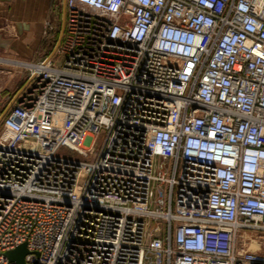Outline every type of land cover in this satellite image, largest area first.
I'll use <instances>...</instances> for the list:
<instances>
[{
    "label": "built area",
    "instance_id": "obj_1",
    "mask_svg": "<svg viewBox=\"0 0 264 264\" xmlns=\"http://www.w3.org/2000/svg\"><path fill=\"white\" fill-rule=\"evenodd\" d=\"M57 53L2 119L0 264H264V0H65Z\"/></svg>",
    "mask_w": 264,
    "mask_h": 264
},
{
    "label": "rangeland",
    "instance_id": "obj_2",
    "mask_svg": "<svg viewBox=\"0 0 264 264\" xmlns=\"http://www.w3.org/2000/svg\"><path fill=\"white\" fill-rule=\"evenodd\" d=\"M62 15L63 0H51L50 9L46 18L42 22V27L46 22H48L50 26H52V29L50 31L48 30L46 34H44L42 28L38 52L33 58L31 57V54L28 50L24 51L25 53H16L15 51L8 48H0V117L4 114L7 108L9 110L13 106L16 96L21 90L26 88V85L29 81L31 68L15 65V63H26L32 66L42 61L53 52V49L55 48L60 38L62 30ZM7 23L12 22H7V20L0 21V28H3ZM11 28L14 34L10 36L7 35V33H5L4 31H0L4 39L5 36H9L10 38L17 36L15 35L16 32L14 25L11 24ZM52 59L56 61L57 65L62 64V58L59 57L57 51L53 54ZM1 131L2 119L0 120V133ZM98 138L100 140L99 143H101L103 136L100 135ZM24 145L32 146L37 150H44L50 147L47 142L40 139H35V141H33L32 143L25 142ZM56 155L74 156L75 154L68 152L64 148H61L60 150H58ZM90 157L91 156H88L87 159H89ZM262 250L264 251V243L262 244Z\"/></svg>",
    "mask_w": 264,
    "mask_h": 264
},
{
    "label": "crops",
    "instance_id": "obj_3",
    "mask_svg": "<svg viewBox=\"0 0 264 264\" xmlns=\"http://www.w3.org/2000/svg\"><path fill=\"white\" fill-rule=\"evenodd\" d=\"M50 5L51 0H0V21L12 22L0 28V31H4L9 36L13 35L12 24L17 35L11 38L5 36L4 39L0 32V48H8L16 53H25L24 51L28 50L33 58L38 52L42 22L49 12ZM15 65L28 64L15 63Z\"/></svg>",
    "mask_w": 264,
    "mask_h": 264
},
{
    "label": "water",
    "instance_id": "obj_4",
    "mask_svg": "<svg viewBox=\"0 0 264 264\" xmlns=\"http://www.w3.org/2000/svg\"><path fill=\"white\" fill-rule=\"evenodd\" d=\"M64 25H65V0H63L62 30H61L60 38H59L55 48L53 49V52L47 57V60L52 58L53 54L57 51V49L59 47V44L61 42V39H62L63 33H64ZM7 111H8V108L4 112V114L1 115L0 120L3 119V117L5 116ZM30 253L31 252L27 249L26 243H24V244L18 246L17 248H15L14 250L7 252L6 257L9 260V262H12L15 264H26L24 261V258L26 255H28ZM35 255L38 256V253H35Z\"/></svg>",
    "mask_w": 264,
    "mask_h": 264
},
{
    "label": "bare ground",
    "instance_id": "obj_5",
    "mask_svg": "<svg viewBox=\"0 0 264 264\" xmlns=\"http://www.w3.org/2000/svg\"><path fill=\"white\" fill-rule=\"evenodd\" d=\"M20 66H22V67H29V68H31V71L36 70V67H32L29 64L28 65H20ZM53 138H56V134L55 133L51 134V136H50V139H53ZM96 142L98 143V141H96ZM97 143H96V145H97Z\"/></svg>",
    "mask_w": 264,
    "mask_h": 264
}]
</instances>
